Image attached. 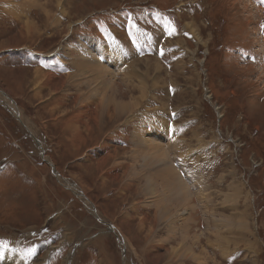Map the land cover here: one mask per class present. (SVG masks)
Here are the masks:
<instances>
[{
    "label": "rangeland",
    "instance_id": "obj_1",
    "mask_svg": "<svg viewBox=\"0 0 264 264\" xmlns=\"http://www.w3.org/2000/svg\"><path fill=\"white\" fill-rule=\"evenodd\" d=\"M21 1L0 0V264H264V0ZM78 61L148 94L100 119Z\"/></svg>",
    "mask_w": 264,
    "mask_h": 264
},
{
    "label": "bare ground",
    "instance_id": "obj_2",
    "mask_svg": "<svg viewBox=\"0 0 264 264\" xmlns=\"http://www.w3.org/2000/svg\"><path fill=\"white\" fill-rule=\"evenodd\" d=\"M59 4L56 6V7H58V9L60 10V6H61V4H62V1L61 0H58L57 1ZM20 3H22V1L20 0ZM33 3V2H32ZM41 3V2H40ZM64 11V10H63ZM45 12H46V14H47V10H45ZM48 14L51 16V14H52V10H49L48 11ZM67 14V13H66ZM64 15V14H63ZM33 22H30L29 24H27V26H26V28H24L23 30H22V32L20 33V35L21 36H23V37H25V36H28V35H31L32 34V32H36L35 31V29L37 28V25L36 24H32ZM38 29V28H37ZM36 34V33H35ZM110 50H111V48H109ZM103 50H104V48H103ZM112 51V50H111ZM115 51L116 50H114V53H115ZM108 52V51H107ZM111 56V55H110ZM90 60V59H89ZM91 61V60H90ZM98 62V61H97ZM100 63V62H99ZM82 65H84L85 67H88V68H90L92 71H97V74H98V78L97 79H94L93 78V80L90 78L89 80H90V84H91V86H94V87H92L93 88V90H92V94H91V96L90 95H88L89 96V98L91 97V98H94L95 97V94H94V92L96 93V95H97V98L96 99H98V106L95 108H93V102L90 104V106H91V108L90 109H94V115H95V113H97V116L99 117L100 116V119L102 118V116H104L105 114H108V115H110V117H112V114H111V112H114V114H116L117 115V117H118V119H120L121 118V116L124 114V113H126L127 111L128 112H132V111H134V109L139 105V102H140V100L141 99H143L144 98V96H145V94H148V93H146V87H142V91H141V95L140 96H135V95H132V97H130L129 98V100H131V101H128V102H126L125 100V97L126 96H124L125 94L124 93H120V91H119V89H117L115 86H116V84H114L113 83V85L112 84H110V85H107L104 81H102L105 77H106V73L103 71V70H101L100 68H102V67H100L99 65H95V64H92V63H90L89 61H78V65L77 66H82ZM86 65H89V66H86ZM115 66H117V63H116V65ZM107 67V66H106ZM82 68V67H81ZM80 69V68H79ZM110 69H111V67H110ZM136 69V68H135ZM37 72H39V70H37ZM85 73H87V72H85ZM40 74H42V72L40 73ZM90 74V73H89ZM43 75V74H42ZM91 75H93V74H91ZM93 77V76H92ZM95 77V76H94ZM34 80V79H33ZM140 80V79H139ZM132 84V82H129V83H127V86L128 85H131ZM115 85V86H114ZM135 91H137L138 90V87L137 86H135V89H134ZM0 92H1V94H2V91L0 90ZM134 93V92H133ZM87 95V94H86ZM7 96V95H6ZM95 99V100H96ZM10 101L11 102H13L12 101V99H10ZM84 102V101H83ZM12 104H8V106H9V108L11 107L12 108V111H14V113L16 114V113H19V110L15 107V106H11ZM99 110H101V113L100 114H98V111ZM91 113V112H90ZM121 114V115H120ZM19 117V116H18ZM91 117V116H90ZM19 119V121H21L20 120V118H18ZM96 119V118H95ZM116 122V121H115ZM107 126V125H106ZM147 140V139H146ZM145 140V141H146ZM140 143V142H139ZM154 144V143H153ZM156 144V143H155ZM153 146V145H152ZM155 146V145H154ZM158 146H160V145H158ZM148 147V146H147ZM153 153V152H152ZM151 154V153H150ZM45 157V156H44ZM43 157V159L45 160V161H47L45 158ZM182 157V156H181ZM153 160L154 161H161V160H164V158H166V156L164 155V152H161V149L160 148H158V151H155L154 152V154H153ZM165 161V160H164ZM48 162V161H47ZM161 162H163V161H161ZM169 162V161H168ZM166 164V163H165ZM168 166V165H167ZM156 167V166H155ZM173 168V167H172ZM171 170V169H170ZM175 171V170H174ZM189 171V170H188ZM159 173V172H158ZM192 173V172H191ZM176 174V173H175ZM160 175V174H159ZM161 175H162V173H161ZM177 175V174H176ZM176 175H174V176H176ZM169 176H171V175H169ZM165 177V176H164ZM167 177V176H166ZM165 177V178H166ZM159 178V177H158ZM61 179V178H60ZM178 180V179H177ZM167 181V179L165 180V181H163V182H166ZM176 181V180H175ZM194 181V180H193ZM61 182V181H60ZM71 182V181H70ZM156 182V181H155ZM168 182H169V180H168ZM169 183H171V182H169ZM177 183V182H176ZM174 184V183H173ZM178 184H180V181H179V183ZM178 184H177V186H178ZM195 184V183H194ZM171 185V184H170ZM165 186V185H164ZM167 186H169L168 184H167ZM172 186V185H171ZM173 186H175V185H173ZM183 189H185V187H183V186H181ZM67 188V187H66ZM171 188V187H170ZM174 188V187H173ZM177 188V187H176ZM68 189H71V188H68ZM174 190H176V189H174ZM72 191H73V189H72ZM172 192H173V189H172ZM182 192V191H181ZM185 193V192H184ZM178 194V193H177ZM186 194V193H185ZM152 195V194H151ZM186 199V198H185ZM113 225V224H112ZM115 228V227H114ZM124 241H122V243H123ZM182 244V243H181ZM123 245L125 246V244L123 243ZM188 249V248H187ZM188 250H186V252H187ZM185 252V253H186ZM190 252V251H189ZM13 253V252H12ZM11 253V254H12ZM0 254H1V252H0ZM9 256V255H8ZM8 256L6 257V259L8 258ZM199 257V256H198ZM204 257V256H203ZM200 258V257H199ZM21 259V258H20ZM203 259V258H202ZM19 261V260H18ZM201 261V260H200Z\"/></svg>",
    "mask_w": 264,
    "mask_h": 264
},
{
    "label": "water",
    "instance_id": "obj_3",
    "mask_svg": "<svg viewBox=\"0 0 264 264\" xmlns=\"http://www.w3.org/2000/svg\"><path fill=\"white\" fill-rule=\"evenodd\" d=\"M43 152H45V151L43 150ZM42 157H44V153L42 154ZM55 173L58 174L57 172H55ZM60 178L63 179V180H65V181H68L66 178H64V177H62V176H61ZM67 184H68L69 187H70V186L74 185L75 183L67 182ZM75 185H76V184H75ZM73 191H74V190H73ZM74 195L77 196V197L83 196V197L87 198V197L85 196V194H84L81 190H79V189H76V190L74 191ZM89 202H90V201H89ZM90 204H91V207H92V209L90 210V213H91L92 215H93V213H94V214H95L94 217L96 218V220H98L102 225L106 226L107 229H108L109 231L114 232V226L111 225V224H109V222H105V221L101 220V219H100V216L97 214L96 206H95L92 202H90ZM124 253H125V250L123 251V254H124Z\"/></svg>",
    "mask_w": 264,
    "mask_h": 264
},
{
    "label": "crops",
    "instance_id": "obj_4",
    "mask_svg": "<svg viewBox=\"0 0 264 264\" xmlns=\"http://www.w3.org/2000/svg\"><path fill=\"white\" fill-rule=\"evenodd\" d=\"M231 252H232V248H231V251L226 252V255H231Z\"/></svg>",
    "mask_w": 264,
    "mask_h": 264
},
{
    "label": "trees",
    "instance_id": "obj_5",
    "mask_svg": "<svg viewBox=\"0 0 264 264\" xmlns=\"http://www.w3.org/2000/svg\"><path fill=\"white\" fill-rule=\"evenodd\" d=\"M217 39V37L215 38V40ZM217 42V41H216ZM205 105H207L205 102H204Z\"/></svg>",
    "mask_w": 264,
    "mask_h": 264
}]
</instances>
